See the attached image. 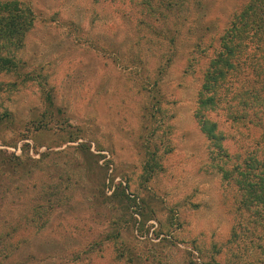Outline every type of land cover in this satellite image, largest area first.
<instances>
[{
  "label": "rangeland",
  "instance_id": "374dc122",
  "mask_svg": "<svg viewBox=\"0 0 264 264\" xmlns=\"http://www.w3.org/2000/svg\"><path fill=\"white\" fill-rule=\"evenodd\" d=\"M18 1L34 23L0 71V247L27 238L20 264H264V205L241 207L194 116L190 43L167 64L125 0ZM203 1L220 32L246 0ZM208 116L230 155L264 158V118Z\"/></svg>",
  "mask_w": 264,
  "mask_h": 264
},
{
  "label": "trees",
  "instance_id": "16d2710c",
  "mask_svg": "<svg viewBox=\"0 0 264 264\" xmlns=\"http://www.w3.org/2000/svg\"><path fill=\"white\" fill-rule=\"evenodd\" d=\"M125 1L138 9L140 23L154 27V40L163 47L167 64L183 40L190 43L188 69H198L201 74L194 116L210 141L211 159L222 161L216 164L218 170L224 181L237 186L241 207L246 210L254 207L259 215L257 209L264 205V158L255 152L230 155L222 144L224 135L208 113L220 109L226 119L254 125L264 118V0H246L220 32L206 19L203 0ZM33 23L34 14L29 6L18 0L0 1V71L15 67L14 51L22 45ZM258 143L264 147V126ZM1 158L0 165L8 167L10 157ZM31 223L36 230L46 225L45 221ZM113 223L116 226L105 237L118 239L120 226ZM3 241L0 237V246ZM27 242V238L16 236L10 248L0 247V264L22 263L24 257L15 255L27 249ZM123 257L124 252L117 250V258Z\"/></svg>",
  "mask_w": 264,
  "mask_h": 264
}]
</instances>
